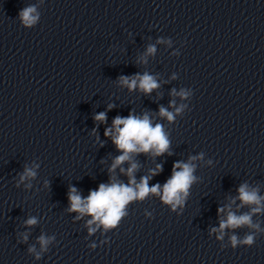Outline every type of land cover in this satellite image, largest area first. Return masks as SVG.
<instances>
[{
	"label": "clouds",
	"instance_id": "1",
	"mask_svg": "<svg viewBox=\"0 0 264 264\" xmlns=\"http://www.w3.org/2000/svg\"><path fill=\"white\" fill-rule=\"evenodd\" d=\"M18 16L21 23L27 28H31L39 20V13L35 5L21 9ZM155 50L154 46H149L146 55L154 54ZM120 83L130 91L139 88L145 94H150L154 89L159 87L156 79L147 72L143 75L137 73L134 77L122 76L120 77ZM173 94L179 95L181 98H186L189 95L184 90H181L179 93L173 90ZM171 103L173 106L175 105V101ZM112 107L113 105H108V110H111ZM184 107V105L177 107L175 113H173L161 106L159 116L165 117L170 122L174 121L175 115L182 112ZM94 120L106 123L107 113L100 112L96 114ZM93 131L95 132V129ZM104 135L111 138L117 150L122 153L113 160L109 172H114L117 167L128 162L130 166L127 168L126 173L123 167L120 168V171L128 176L129 183L124 184L114 180L107 184L101 183L98 189L91 190L86 198L82 197L75 187L70 188L68 193L70 207L68 211L78 212L80 216L87 214L92 217L87 222L90 234L94 233L101 225L105 230L118 227L122 218L127 215V206L131 202L144 200L149 194L159 196L165 204L172 206L173 211H175L178 205L184 203L191 185L196 180V177L193 175L195 165L191 162H175L172 166L170 178L167 179L162 187L159 183L151 187L149 186V179L163 170L160 164H157L155 169L150 170L149 176L141 177L139 182L135 179L134 174L138 169V164L133 159L135 155L141 153H151L153 156H161L165 153L171 154L169 152L170 140L162 124L156 123L154 125L147 113H144L142 116L129 113L126 117L116 116L112 121V126L105 129ZM198 158H202V154L200 157H191L190 161ZM35 176L36 172L26 167L24 173L20 176L19 182L23 183L25 180L34 178ZM26 186L30 187V185ZM17 187H19V183ZM238 192L241 206L254 205V207H251L249 213L242 215H236L229 209L226 219L220 220L219 229H212V232L219 233L217 239H223L225 229H237L247 226L256 231H261L259 224L252 222V215L264 212V197L258 195V189H250L246 183L240 185ZM217 211L218 214L223 213L225 212V208H219ZM79 218L77 217V219ZM25 223L32 226L37 224V219L31 217ZM94 223L97 225V228L91 227ZM52 239L54 237L46 238L44 235H41L39 237L41 249L46 250ZM24 240H27V235L24 236ZM230 242L233 249L238 245L251 247L255 243V233H248L243 239L234 234L230 237ZM92 248H95V245H92ZM29 251H34V248H30ZM37 258H39V254H37Z\"/></svg>",
	"mask_w": 264,
	"mask_h": 264
}]
</instances>
